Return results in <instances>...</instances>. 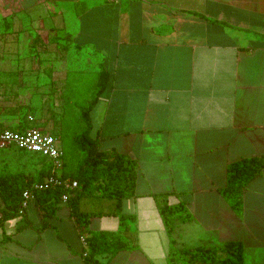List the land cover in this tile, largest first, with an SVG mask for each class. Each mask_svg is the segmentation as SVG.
Here are the masks:
<instances>
[{
  "label": "crops",
  "instance_id": "0c3cea01",
  "mask_svg": "<svg viewBox=\"0 0 264 264\" xmlns=\"http://www.w3.org/2000/svg\"><path fill=\"white\" fill-rule=\"evenodd\" d=\"M58 2L74 3L73 29ZM1 19L12 25L38 19L41 31L60 29V49L67 54L57 90L60 134L68 107L80 98L79 78L67 68L72 44L94 51L96 59L81 129V112L107 77L90 112L91 135L103 150L138 163L136 194L122 207L136 248L97 255L101 264H170V236L159 212L164 200L185 203L192 216L175 224L177 248L239 240L245 264H264V169L244 189L240 212L223 191L231 162L264 157V0H0ZM17 64L6 61L14 68L0 75V98H9L0 103V124L12 129L22 124L25 107L40 106L41 112L48 91L46 81L36 90L33 75L18 72ZM38 126L45 128L42 121ZM48 164L0 147V176H33ZM9 205L0 197V264H90L67 202L46 228L35 201L27 208L18 203L16 210ZM63 206L70 210L69 240L60 225ZM99 218L105 220L90 222L87 234L125 228L118 216Z\"/></svg>",
  "mask_w": 264,
  "mask_h": 264
},
{
  "label": "trees",
  "instance_id": "16d2710c",
  "mask_svg": "<svg viewBox=\"0 0 264 264\" xmlns=\"http://www.w3.org/2000/svg\"><path fill=\"white\" fill-rule=\"evenodd\" d=\"M107 77L105 73L100 80L98 89L86 109L81 112L84 127L74 138L76 146V160H68L67 168L63 157L61 178H69L78 182L77 188L70 190V200L67 202L72 218L80 234L85 235L88 241V255L85 260L90 264H101L95 257L105 253H116L122 250L136 248L134 231L128 229L126 214L123 213V202L126 198L136 194V181L138 176L137 161L116 150H103L99 142L91 135L90 112L102 94ZM20 108V107H19ZM28 125L24 122L16 128L23 130ZM0 127H3L0 124ZM23 151V150H21ZM51 165L41 170L36 177L19 174L18 176H0V197L10 207L17 209V204H22L23 192L33 188L36 182L42 181L50 175ZM264 157L252 156L233 161L227 168V179L223 189L234 210L240 212L243 207L242 193L248 184L262 173ZM8 182L10 191L3 190ZM11 190L14 192L11 194ZM35 206L41 214L43 227H49V218L54 215L62 203V195L66 192L63 186L49 187L42 190L33 189ZM10 194V195H9ZM162 195H156L160 198ZM159 212L166 230L170 236V264H245L244 243L231 240L224 245L216 247L199 245L196 247H176L173 237L175 224L192 219L183 202L175 204L167 200L159 203ZM114 215L121 220L125 228L120 232L96 231L87 234L90 218L96 216ZM4 220L0 218V223ZM220 254H223L222 256Z\"/></svg>",
  "mask_w": 264,
  "mask_h": 264
},
{
  "label": "rangeland",
  "instance_id": "374dc122",
  "mask_svg": "<svg viewBox=\"0 0 264 264\" xmlns=\"http://www.w3.org/2000/svg\"><path fill=\"white\" fill-rule=\"evenodd\" d=\"M58 8L63 12L66 24L70 27V30L76 26L77 23V10L72 2H58ZM15 26L14 32H8V27ZM7 19H1L0 23V75L12 72L11 65H6V61L17 60L16 69L18 72L24 73L25 70L29 71L33 75V84L36 86V90L41 87V82L46 81L48 84L47 97L42 98L43 104L40 109L41 112H37L40 106L33 105L24 108L22 121L26 123L28 116H32L34 120L33 124L37 127L38 122L42 121L45 124V130L47 133L54 135L58 138V145L64 151V160L67 168H72L68 165V160L78 157L76 154V146L74 144V138L81 129L80 109L87 105L92 86L96 80V59L94 51L91 50H78L74 44L71 46V50L68 53L67 68L69 69V75L79 78L80 98L77 99L78 104L76 106L70 105L67 109L68 113L65 115L66 129L60 134V100H58V79L60 77V66L67 57L64 51L60 49V29L54 28L53 32L41 31L43 27L40 21L33 20L30 24H25L23 20L16 19L15 24ZM5 27V29H4ZM41 31V32H40ZM51 31V30H50ZM30 60H32L30 62ZM22 61H27L21 65ZM38 92V91H37ZM1 94V93H0ZM4 98H0V103L3 101L7 104L8 97L2 93ZM39 101V99H38ZM76 134V135H75ZM22 152V151H21ZM29 157H42L37 153L26 152ZM40 164L46 165V160L41 159ZM42 170V169H41ZM41 171L35 172L33 175L36 177ZM69 208L63 206L60 208V225H65L67 231L64 237L69 240L72 228H70L69 222H71ZM55 219V218H54ZM99 216L90 218L91 223H97L100 220ZM89 226L90 223H89ZM96 226V225H94ZM60 227V228H61ZM70 232V233H69ZM1 234V230H0ZM221 256L223 254H220Z\"/></svg>",
  "mask_w": 264,
  "mask_h": 264
},
{
  "label": "built area",
  "instance_id": "2783aa9c",
  "mask_svg": "<svg viewBox=\"0 0 264 264\" xmlns=\"http://www.w3.org/2000/svg\"><path fill=\"white\" fill-rule=\"evenodd\" d=\"M31 123L23 130L0 127V147L13 146L18 150L37 153L47 158L51 165L50 175L42 181L36 182L33 188H27L23 192L21 206L27 208L35 198L33 189L42 190L49 187L63 186L66 192L62 195V201L70 200V190L77 188L78 182L69 178L62 179L60 174L63 168L64 151L58 145V138L45 130L33 125L34 118L29 116ZM83 246L86 248L84 257L88 255V241L84 235L80 236Z\"/></svg>",
  "mask_w": 264,
  "mask_h": 264
}]
</instances>
